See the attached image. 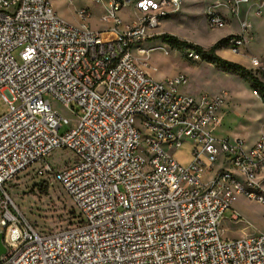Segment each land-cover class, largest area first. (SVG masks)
I'll return each instance as SVG.
<instances>
[{
    "label": "built area",
    "instance_id": "built-area-1",
    "mask_svg": "<svg viewBox=\"0 0 264 264\" xmlns=\"http://www.w3.org/2000/svg\"><path fill=\"white\" fill-rule=\"evenodd\" d=\"M252 1L206 11L212 30L236 19L239 32L225 42L235 55L252 34ZM94 2L105 4L106 30L90 28L89 8L74 26L52 0H0V264H264V233L229 240L221 231L238 197L264 205V124L250 146L218 139L227 92L187 94L185 74L158 82L147 73L144 45L182 0ZM125 10L132 23L119 16ZM54 102L71 106L75 124ZM187 141L192 160L183 165L171 152ZM58 149L75 162L55 170L46 160ZM38 162L37 175H52L73 199L77 225L43 234L17 209L9 187Z\"/></svg>",
    "mask_w": 264,
    "mask_h": 264
},
{
    "label": "rangeland",
    "instance_id": "rangeland-1",
    "mask_svg": "<svg viewBox=\"0 0 264 264\" xmlns=\"http://www.w3.org/2000/svg\"><path fill=\"white\" fill-rule=\"evenodd\" d=\"M213 1L184 0L177 15L163 20L154 36L145 43L147 55L139 59L146 63L147 73L158 82L180 73L185 74L188 77V83L182 88L183 92L192 95L217 96L226 91L228 97L220 112L222 122L215 129L214 136L223 140L230 139V142L241 139L250 146L256 141L257 134L260 133L264 124V104L256 91L243 77L217 71L209 67V63L202 59L196 61L189 58L187 49H173L158 38L168 34L204 49L211 48V44L218 39L216 37L221 32L235 31L228 26L219 30L209 28L206 11ZM259 4L262 5V14L259 18H251L252 31H255L253 24L256 22L257 24L260 22L262 26L259 27L258 32H254L252 39L249 38L247 47L241 49L240 55L245 56V59L238 58L237 63L253 70L257 77L264 81V66L261 68L252 66V58L264 62V0H261ZM52 6L61 19L74 26H79L81 23L77 16L78 10L89 8L92 13L87 22L90 28L94 31L109 28V24L103 21V18L107 17L105 4L99 5L94 0H52ZM119 16L126 23H132L135 20L131 10H125ZM219 49L222 50V54H226L225 50L228 48L222 44ZM18 53L17 51L14 54L17 60H19ZM53 105L59 114L75 124L76 119L71 106H64L58 102H54ZM6 109L7 106L0 95V114H4ZM65 130L66 128L62 132ZM191 152V143L187 141L179 150L172 151L171 155L184 165L186 162H191ZM75 160L76 157L72 151L58 149L46 161L57 170L66 164L74 163ZM41 166L42 163L38 162L28 170L22 171L19 178L9 187V193L17 209L43 234L58 232L77 225L80 218L78 214H73L76 211L73 199L52 175L46 177L37 175V170ZM234 211L240 215L238 221L231 219ZM221 228L223 238L229 240L264 233V205L246 197H240L233 209L224 213Z\"/></svg>",
    "mask_w": 264,
    "mask_h": 264
},
{
    "label": "trees",
    "instance_id": "trees-1",
    "mask_svg": "<svg viewBox=\"0 0 264 264\" xmlns=\"http://www.w3.org/2000/svg\"><path fill=\"white\" fill-rule=\"evenodd\" d=\"M158 38L173 49H187V54L190 52V50L196 51L204 62L212 64L219 71L243 77L250 84L252 89L256 91L264 104V81L260 80L253 70L247 69L238 63L228 61L217 54V50L220 48V46L222 44L225 46L226 39L219 41L209 49H204L201 46L181 41L173 35L164 34ZM75 213L78 214L77 211H75L73 214L75 215ZM78 218H80L81 221L79 214Z\"/></svg>",
    "mask_w": 264,
    "mask_h": 264
},
{
    "label": "crops",
    "instance_id": "crops-1",
    "mask_svg": "<svg viewBox=\"0 0 264 264\" xmlns=\"http://www.w3.org/2000/svg\"><path fill=\"white\" fill-rule=\"evenodd\" d=\"M206 1H210V0H205V2ZM216 1H220V0H214L213 2H211V3H214V2H216ZM183 2H184V0H182V5H183ZM261 2V0H253L252 1V5L248 8V10L247 11H249L250 10V12H249V20H250V23H251V25H252V21H251V18H259V16H257L256 15V13H255V10H256V6H257V4H259ZM210 3V4H211ZM264 9V8H263ZM253 14V16H251ZM177 15V14H176ZM175 15V16H176ZM251 16V17H250ZM171 18H173V16L171 17ZM260 19H261V17H260ZM227 20H228V24H227V26L228 27H232L233 29H235V31L233 32H221L220 34H219V36H217L216 38H218L217 40L215 39V41H213V43L211 44V47L212 46H214L216 43H218L219 41H221V40H223V39H226L227 37H230V36H234L235 34H237V32L239 31V27H238V23H237V21H236V19L235 18H233L231 15H227ZM254 25V28H255V31H251L252 32V34H251V38L250 39H252V35L254 34V32H258L259 31V27H261L262 25L260 24V22H259V24H257V22L255 23V24H253ZM253 27V26H252ZM251 30H252V28H251ZM221 49H218L217 50V53H218V55L220 56V57H222V58H224V59H226V60H228V61H232V62H235V63H237L238 62V58H240V59H245V56H241L240 54H238V55H235V54H233L229 49H227V50H225L226 52V54H222L221 53ZM264 58V57H263ZM263 62V61H262ZM208 65H210L209 67H212V68H214V69H216L212 64H208ZM217 70V69H216ZM217 71H219V70H217ZM224 92H226V91H224ZM185 93H187V94H191V93H188V92H185ZM259 137H260V133H258L257 134V139H256V141L259 139ZM255 141V142H256ZM255 142H253V144L255 143ZM187 143V142H186ZM185 143V144H186ZM184 144V145H185ZM252 145V144H251ZM190 162H186V163H184V165H187V164H189ZM239 198L240 197H238L236 200H235V202H234V205H235V203L239 200ZM239 215V214H238ZM240 216V215H239ZM221 231H222V228H221Z\"/></svg>",
    "mask_w": 264,
    "mask_h": 264
},
{
    "label": "water",
    "instance_id": "water-1",
    "mask_svg": "<svg viewBox=\"0 0 264 264\" xmlns=\"http://www.w3.org/2000/svg\"><path fill=\"white\" fill-rule=\"evenodd\" d=\"M7 253V248L3 241V234H0V259Z\"/></svg>",
    "mask_w": 264,
    "mask_h": 264
},
{
    "label": "bare ground",
    "instance_id": "bare-ground-1",
    "mask_svg": "<svg viewBox=\"0 0 264 264\" xmlns=\"http://www.w3.org/2000/svg\"><path fill=\"white\" fill-rule=\"evenodd\" d=\"M146 55H147V53H146Z\"/></svg>",
    "mask_w": 264,
    "mask_h": 264
}]
</instances>
